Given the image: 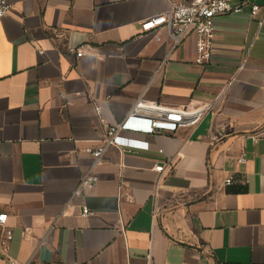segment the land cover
Segmentation results:
<instances>
[{
  "label": "crops",
  "instance_id": "1",
  "mask_svg": "<svg viewBox=\"0 0 264 264\" xmlns=\"http://www.w3.org/2000/svg\"><path fill=\"white\" fill-rule=\"evenodd\" d=\"M10 2L0 214L13 237L0 264H264V3L256 17L249 6L217 16L200 66L195 36L172 50L165 29L141 30L169 0ZM81 45V59L65 54ZM141 96L218 101L194 129L152 135L132 121L122 135L151 148L109 147L96 188L74 196L93 162L86 149Z\"/></svg>",
  "mask_w": 264,
  "mask_h": 264
},
{
  "label": "built area",
  "instance_id": "2",
  "mask_svg": "<svg viewBox=\"0 0 264 264\" xmlns=\"http://www.w3.org/2000/svg\"><path fill=\"white\" fill-rule=\"evenodd\" d=\"M170 8L166 12L153 15L142 21V32L165 29L172 40V50L182 44L190 36L196 37L197 57L195 63L203 66L212 58L215 38V20L222 14L240 12L249 6L252 17L261 10L264 0H169ZM10 0H0V20L9 15L12 10ZM66 55H74L77 59L84 57L85 45L67 48ZM218 99L210 102L190 103L186 106H174L161 101L148 100L141 96L133 104L128 116L115 124L109 125L102 137L93 146L86 149L93 158L90 169L82 176L74 196L85 195L96 188L100 177L97 167L109 147L118 145L132 148L150 149V143L122 135L124 131L133 128L132 121H138V128L142 131L156 135L162 132H175L181 128L194 129L207 112L213 109ZM65 105V102H63ZM98 112L101 106L97 104ZM246 160L245 154L239 157L240 162ZM170 165H157L160 179ZM233 177L226 180L227 185H232ZM94 214L88 207L83 209V215ZM8 214H0L2 233L0 244L7 247L13 237V230L7 227ZM9 264H31L10 258Z\"/></svg>",
  "mask_w": 264,
  "mask_h": 264
}]
</instances>
